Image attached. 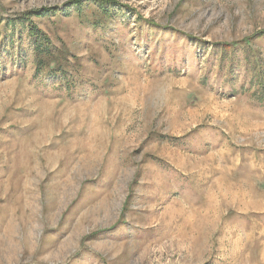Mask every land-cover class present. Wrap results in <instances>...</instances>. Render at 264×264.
I'll return each mask as SVG.
<instances>
[{"label":"rangeland","instance_id":"rangeland-1","mask_svg":"<svg viewBox=\"0 0 264 264\" xmlns=\"http://www.w3.org/2000/svg\"><path fill=\"white\" fill-rule=\"evenodd\" d=\"M75 1L0 0V264H264V0Z\"/></svg>","mask_w":264,"mask_h":264},{"label":"trees","instance_id":"trees-1","mask_svg":"<svg viewBox=\"0 0 264 264\" xmlns=\"http://www.w3.org/2000/svg\"><path fill=\"white\" fill-rule=\"evenodd\" d=\"M82 1L83 0H77L74 2V5H75L74 9L78 12L81 9ZM86 1H89V0H86ZM111 3L112 2H108L109 5ZM106 4L107 2L105 1H101V0L99 1V5L101 8H106ZM59 11H60L59 8H51L49 10H42L38 12L37 15L39 17L46 16V15H56ZM31 15L21 18L20 21L23 22L24 20L30 18ZM23 25L25 26V24ZM26 27H27L28 35L33 45L32 50H33V56L36 62L37 71L40 72L41 70L45 69L50 64L49 62L52 61L54 57V45L52 43L50 36L47 33H45L42 29H40L38 25L35 24L33 21H29ZM263 36H264V33L260 34L258 38H261ZM255 39L256 38H252V37L248 38L246 39L247 40L246 43L242 45H239L240 44L239 42L238 43L237 42H234V43L224 42V43H215L212 45L213 47L217 49L219 53L218 54L219 59H221L223 63L224 61H226V59H230V61L233 60L234 57H236L237 61H239L240 57L243 56L241 53V50L249 48V47L251 49L254 48V45H255L254 43H256ZM244 51L245 53L247 52L246 50ZM252 59L254 60H251L250 57H246V61L249 62L250 65L252 66L254 65V68L251 71L252 72L254 71L256 73V85H255V87L257 88L256 90L260 89L264 91V62L257 55L254 56Z\"/></svg>","mask_w":264,"mask_h":264}]
</instances>
